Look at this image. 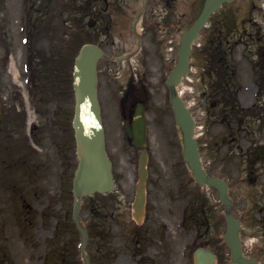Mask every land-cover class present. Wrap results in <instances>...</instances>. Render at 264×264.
I'll use <instances>...</instances> for the list:
<instances>
[{
    "label": "rangeland",
    "instance_id": "obj_1",
    "mask_svg": "<svg viewBox=\"0 0 264 264\" xmlns=\"http://www.w3.org/2000/svg\"><path fill=\"white\" fill-rule=\"evenodd\" d=\"M80 1H82V3L79 2V5H82L85 0ZM235 3L237 8L239 9H243L249 6V2L246 0ZM251 3L257 6L262 5V7H264V0L251 1ZM32 4H34L36 8L41 4V0H0V93L3 94L2 96L5 99L4 102H7L9 104L7 105L5 103L6 112L14 110V107H16L19 112L22 110L21 113L24 115L23 117L26 119L27 124V127H25V131L21 132V136L23 137L28 134L30 126L38 125L42 121L46 122V120H44L46 118H43L42 115H40V113L38 112L39 108H41L43 112L44 110H49L50 119H54L52 111L54 109L58 110V106H56L55 104L50 103L42 105L40 103V94L37 95L35 103H33V100L32 102H29L30 106L28 105L27 101L24 99L23 96L16 95V91L21 90L23 87H27L28 89V84L25 82V78L28 75L27 62L28 57L30 55V50L28 44H25L24 38L25 36H27L28 31L30 32V34H33L35 32L33 26L35 25L34 21H36L37 13L34 15V11L30 10ZM63 4L64 0H52L51 2V9L55 10V7L57 6L56 13L58 14V18H56L55 14L50 16L51 25H57L59 30V34H55V39L61 40L62 38L63 41L72 43L73 40H79L81 37L84 38L81 39L79 42L88 39L87 29H85L86 31L84 32L79 31L81 30V28L77 26L79 25V21L82 18L84 22V19L87 17V15H80L79 18H77L76 15L69 14L67 12H62ZM252 17L257 22V24L254 23V21L251 22V29H257L258 27L262 28V26L264 28V14H262V12L256 11L254 14H252ZM209 34L210 33L208 31L205 35H203L199 43H202ZM33 38H35V41L32 43V56L35 55L36 50L40 52H46L48 50L46 48L50 46V40L46 36L40 35L36 37L33 35L32 39ZM246 41L249 42V44L243 42L244 44H238V46L234 48L233 57L239 64H241L240 70L244 73L243 76L246 79L245 85L251 87V75L248 69L246 56H251V63L253 64L252 66H255L259 61L258 54L260 52H263L264 48L259 47L256 43H250L249 40ZM57 42L59 43V41ZM74 45L75 43L72 44V46ZM6 48L9 52L8 57L6 56ZM242 56L243 59L241 58ZM11 62H13L16 66V73H18L17 78H15L16 73L10 71ZM33 62L36 64V60L34 61L33 59ZM251 71L253 72L254 70L251 69ZM199 73L200 70L198 68V65L194 63L190 78L196 83L192 85L193 92L190 93L188 96L186 95L185 99L188 101L197 121V136L201 141H204V143H206V137H208L209 141L212 142V147L214 150L209 153L206 152L207 154L205 153V156H208L206 157L205 164L208 166V170L211 173L231 180L233 184L231 193L234 196L236 202L234 212L236 215L241 216L244 211L249 210L251 204V202H246L243 199L245 198L246 192H250L248 185H251V181L248 182V177L245 169L246 165L242 162L241 157V149L244 148L245 152L249 148V142L243 138L239 146L237 141L235 143L221 145V150L217 149V146L220 145L223 141L224 132H226V130L228 129L226 125H222L220 123L215 122V120L217 119L216 114L218 113H216L215 111L212 112V110H208L209 103L205 100L204 96L202 95V91L205 85L203 84L202 80H199ZM183 90L184 89L181 88V92H183ZM27 91L29 92V90ZM13 95L18 96V104H16V106H14V104H12V102L10 101V98L13 97ZM243 98L244 101L248 100V98L245 96H243ZM64 99H66L65 94H63V100ZM262 101L263 100H261V103ZM60 104H62L64 107V109L60 110V112H65V117H67V113L72 111L73 102H60L58 105ZM47 119H49V117H47ZM59 119L60 118L58 117L54 120ZM0 126L4 127V124L0 123ZM166 127V131H164L165 128H160L159 131L161 132V134L159 132V138L157 140L155 139L152 143V151L155 157V168H158L157 163L159 158L166 157V155H160L161 153H178L182 150L181 142L175 144L174 147H169L168 142L174 135V128L172 127V123L170 122L166 124ZM21 136L20 139L22 138ZM41 141L42 145H40L39 143L32 144L34 145L33 148L35 147L38 150V153L40 154V156L38 154L35 156V158L37 159H35L34 161L35 164L37 163V167L40 166L38 164H42L41 166L45 168L44 170H42L40 167H38L37 170L31 172L30 176L32 178L29 179L28 176H26V182L28 183H22L23 187L25 188V190L22 192V195L24 199H27V209L26 207H22L19 201V194L17 195V197L10 196V193H8V191H6L4 188V178H1L2 183L0 180V194L2 197L0 210V228L2 230V237L0 239V258H3L2 264H45L47 262H45L44 259L47 257L52 258L53 256L52 252H50V241H52L53 244L60 245L59 241L53 240L56 239L54 237V227H56L57 223L56 219L52 221H46V219L44 220L41 218V212L48 204H50V201L53 199V197L58 195L57 189L54 188L57 184L53 180L54 170L67 166L69 158L68 160H63L62 166L58 161L57 163H55L56 149L53 145V138L51 137L50 132L46 131L45 133H43ZM40 146L42 149L41 152ZM69 157L71 161L76 160L72 150H70ZM32 158H34L33 155ZM120 167L125 168L127 176H124L119 171L118 177L120 179V183L118 184L117 189H120L121 187V189L119 190V196L122 200H125V207L127 208L126 212L130 213V203L134 197V193L132 191L133 185L131 181V172H135L136 165H132L131 163L128 164L126 159L124 164L120 163ZM117 169H119V164H117ZM253 177L255 179L258 178L260 182L264 185V173H262L261 176L253 174ZM262 187L264 189V186L259 185L257 190L255 189L252 194L254 198L257 199L258 202H260L261 207H263L264 204V199L262 198L263 189L260 192ZM161 192L162 190H153V204L157 198H160L159 194ZM207 192L210 194V199L212 200V202H217V193L210 189L207 190ZM13 194L15 193L12 192V195ZM220 208L223 209V207ZM118 209H120V207H118ZM27 212L28 216L34 215L36 217L34 223L29 229V223L27 222V219L21 217L22 227L18 228L19 215L25 213L27 217ZM82 215L87 218V211H83ZM116 216L117 217L115 220H108L109 230L110 233H112L113 237L112 246L114 255L112 256L110 261L105 263L128 264L127 259L129 258L130 253L128 248L129 246H127V230L130 229V224L123 221L122 218L124 217V215L120 214V211H116ZM261 216H264L263 212H255L254 214H252V219L259 218ZM250 220V217H247V223L243 230L244 241H246L248 246L251 245V232H253L254 230L250 223ZM122 221L127 226L126 230L124 229V224L121 223ZM31 229L33 232V236H35L37 239L36 250L39 253H35V251L32 252L31 250H29L32 245L29 244V240H27L25 236L29 233V230ZM180 229L181 228H179L177 225L176 229L173 225H171L169 228L171 239H174L171 240L170 246L172 249L171 252L174 253V264H179V255L182 252L180 249H183L186 244H188L189 242L191 243L192 239H194V230ZM221 231L222 233L225 231V222H223L222 225H217V228L215 227L214 236L217 237ZM24 232L25 234L22 235L21 233ZM95 241L96 243L93 244V247L95 249L97 257L98 241ZM33 242L34 240L32 241V243ZM149 252H153V249H150ZM222 253H224V256L220 257L221 260L219 258L218 264H231L228 249L226 247L222 248ZM261 261L264 262V257L261 258Z\"/></svg>",
    "mask_w": 264,
    "mask_h": 264
},
{
    "label": "flooded vegetation",
    "instance_id": "obj_2",
    "mask_svg": "<svg viewBox=\"0 0 264 264\" xmlns=\"http://www.w3.org/2000/svg\"><path fill=\"white\" fill-rule=\"evenodd\" d=\"M111 1H105L107 7L102 9L105 17L94 21L93 33L101 38L108 55L99 67L108 146L111 154L126 155L125 145L132 141L125 130L127 126H133L138 106L144 108L149 126H160L169 116L168 109H161V86L156 85L155 80L166 78L175 63L177 32L191 20V3L190 0H147L139 26L142 47L136 52L139 38L132 33L133 27L128 21L138 11L134 10L138 2ZM126 54L132 56L118 60ZM120 127L123 132L118 129ZM123 139L124 142H119Z\"/></svg>",
    "mask_w": 264,
    "mask_h": 264
},
{
    "label": "water",
    "instance_id": "obj_3",
    "mask_svg": "<svg viewBox=\"0 0 264 264\" xmlns=\"http://www.w3.org/2000/svg\"><path fill=\"white\" fill-rule=\"evenodd\" d=\"M225 1L230 0L206 1L203 13L183 38L180 51V63L172 74L170 80L172 84H178L182 75L185 73L188 65V56L191 53V45L202 26L207 22L210 14ZM101 55L102 53L99 48L91 45L85 46L76 59L74 72V88L76 94L74 127L76 129L79 158V168L74 180V196L77 199L74 209V219L83 238L82 252L87 243V232L81 226L78 217L82 198L95 192H108L114 185L111 162L107 157L105 149L104 131L97 98L96 67ZM173 104L177 123L181 127L184 136L185 158L193 170L195 178L202 185L210 184L215 186L220 191L223 202L228 205V234L226 241L231 247L233 261L240 264H255L252 260H248L242 255L239 238L241 224L230 214L229 207L231 202L227 196V185L221 180L208 178L202 168L197 140L194 137L195 121L190 111L176 93L173 95ZM144 181L140 184L135 204L137 217L142 215L145 204ZM214 260L215 256L208 250H199L196 253L197 264H213Z\"/></svg>",
    "mask_w": 264,
    "mask_h": 264
}]
</instances>
